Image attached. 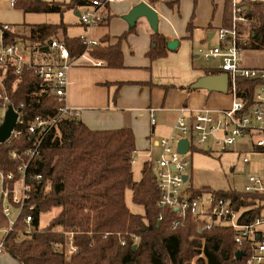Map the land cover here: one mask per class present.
<instances>
[{"label":"trees","instance_id":"trees-1","mask_svg":"<svg viewBox=\"0 0 264 264\" xmlns=\"http://www.w3.org/2000/svg\"><path fill=\"white\" fill-rule=\"evenodd\" d=\"M211 1L216 7L217 0ZM233 1L224 0L222 28L235 29L242 51L264 50V1L238 2L246 15L245 22H234ZM148 2L153 5L157 1ZM178 2L166 3L175 6ZM82 4L81 0L68 3L17 0L16 8L25 14H63ZM191 27L190 24L188 29ZM8 28L0 25L1 45L24 43L31 50L32 62H35L34 57L48 53L46 47L54 39L62 42L72 57L81 55L86 48L81 38L68 37L64 23H24ZM168 45L167 38L155 33L148 56L152 60L165 57ZM103 52L122 58L119 47ZM107 60L113 65L112 59ZM15 70L13 60L0 64V83L9 99L5 102L0 97V108L8 106L19 110L27 123L36 116L54 118L62 104L51 83L27 68L18 76L14 75ZM220 73H223L220 68L206 71L207 75ZM259 85L256 80L237 78L236 98L245 104L246 110L252 107ZM3 90L0 84V94H4ZM32 143L26 135L13 140L11 145L0 144V170L16 173L21 160L12 158L11 152L23 155ZM136 152V137L130 129L92 131L80 120L61 119L57 128L45 137L40 155L30 162L27 174L31 197L5 236V253L20 264H189L202 252L207 262L199 258L197 264H246L257 237L240 246L235 242L232 228L202 230V225L192 218L173 228L177 214L158 207L161 192L153 178L151 164L146 163L141 179L134 180ZM37 175L42 179L34 180ZM127 190L132 191L133 203L143 207L144 214L131 212L126 203ZM198 191L229 199L233 210L240 212L241 223H251L263 216L264 192ZM54 210H59L57 216L42 228L41 215ZM27 215L33 217L30 224L25 222ZM8 227V220L2 217L0 230ZM133 236L141 242L136 243ZM71 241L75 252L71 251ZM239 251L244 253L241 261L236 259Z\"/></svg>","mask_w":264,"mask_h":264},{"label":"crops","instance_id":"crops-1","mask_svg":"<svg viewBox=\"0 0 264 264\" xmlns=\"http://www.w3.org/2000/svg\"><path fill=\"white\" fill-rule=\"evenodd\" d=\"M156 1L152 5L148 0H113L103 11L104 23L90 30L89 39L98 42L97 50H93L94 47L89 52L84 51L73 57L74 64L67 73L65 102L70 108L80 111L79 120L82 123L92 131L130 129L134 132L137 146L135 156L144 158L141 177L146 163H150L155 172V165L148 159L150 153L154 147L159 148L158 141L174 134V126L183 114V109H188L184 115L191 117L204 108L220 111L231 108L233 104V97L229 93L192 89L198 80L208 76L207 69L220 68L219 59H213L216 64L212 68L196 67L194 51L195 41L203 40L204 33L211 40L217 31L223 29L224 0H217L216 7L211 0H179L175 6L166 3L170 0ZM142 2L158 12L157 33L167 38L169 43L175 44L172 49H168L165 57L152 60L148 56L155 32L145 18L139 19L134 28H130L123 19ZM5 3L7 16L4 21L0 19V22L5 23L0 25H22L26 14L10 7L9 0ZM75 10V16L79 19L76 15L78 10ZM61 23L66 24L64 21ZM190 24L191 30L188 29ZM66 25L68 35L69 25ZM81 26L86 29L83 24ZM68 37L79 38L72 35ZM116 47L120 48L122 58L110 54L108 56L103 52L104 49ZM48 58L49 55H39L34 57V61L44 63ZM107 59H112L113 65ZM241 65L248 69H264V50H243ZM152 109L156 118L154 126L150 123ZM251 142L245 137L238 142L237 147L239 150H249ZM256 153L258 155L252 156V165L247 170L263 173L264 153Z\"/></svg>","mask_w":264,"mask_h":264},{"label":"built area","instance_id":"built-area-1","mask_svg":"<svg viewBox=\"0 0 264 264\" xmlns=\"http://www.w3.org/2000/svg\"><path fill=\"white\" fill-rule=\"evenodd\" d=\"M84 4L77 10L81 24L86 27H95L104 23L103 11L113 0H81ZM17 0H9V5L16 8ZM234 22H245L246 15L237 1H233ZM82 10V11H80ZM6 29H9L6 26ZM220 45L204 54L206 61L219 59L220 69L227 73L229 77L228 93L233 97L231 108L220 111H213L204 108L195 112L191 117L184 115L188 109L182 110V115L178 118L174 126V134L168 138H162L157 145L162 151L159 161L156 162L158 169L154 172L157 187L161 192V199L158 207L172 210L177 214V220L173 228L185 224L187 219L192 218L202 225V230H212L218 227H229L235 232V242L242 246L257 237V242L253 252L248 256L246 264H264V216L257 218L251 223H241L240 212L234 211L229 199L218 197L217 194L207 191L194 190L191 186H186L190 177L184 181L186 170L191 166V162L183 158L184 155L178 152V143L182 139L189 142L188 154L192 149L197 150L203 145L213 142L214 148L220 151L233 149L237 142L245 137L256 138L253 148L257 152H264V69H248L241 65L242 50L237 38L235 29L218 31ZM85 45V52H89L96 47L97 41L81 37ZM49 58L44 63L32 62L31 55L23 51L19 44L0 46V64H6L13 60L16 65L15 76H18L23 69L31 70L34 75L44 81L51 83L57 95L61 107L57 115L51 119H44L36 116L31 122L27 123L22 118L17 109L18 119L11 133L10 138L4 143L11 145L13 140H19L24 136H30L32 146L20 154L12 151V158L21 160L17 171L5 172L0 170V222L6 218L9 227L5 230V236L10 232L17 220L11 221L10 216L13 210H19V215L28 206L31 194V185L27 170L30 162L40 155L41 145L45 137L56 129L61 119L78 121L80 111L70 108L65 100L68 86L67 73L73 66L75 59L71 56L68 48L59 40H52L46 47ZM45 55V56H46ZM84 56V55H83ZM244 78L256 80L260 85L254 96V103L249 110L245 104L236 98V80ZM4 94L0 97L5 102H9L6 89L2 83ZM8 106L0 108V126L5 120ZM150 123L156 124L155 112L150 110ZM185 154V155H186ZM248 164L247 158L243 160ZM135 160H133V164ZM42 176H35L34 180H41ZM247 193L264 192V172L261 176L252 175L249 177L248 185L245 188ZM33 207H29V210ZM18 219V218H17ZM33 220L32 215H27L25 222L30 224ZM161 220V218H160ZM0 240V257L6 252L4 239ZM136 243L141 240L133 236ZM125 242L122 243L124 245ZM71 251L76 248L72 241L69 243ZM201 258L207 262V258L202 252L194 257L189 264H197ZM244 258V257H243Z\"/></svg>","mask_w":264,"mask_h":264},{"label":"rangeland","instance_id":"rangeland-1","mask_svg":"<svg viewBox=\"0 0 264 264\" xmlns=\"http://www.w3.org/2000/svg\"><path fill=\"white\" fill-rule=\"evenodd\" d=\"M8 1V0H7ZM43 2H52L56 3H68L70 0H42ZM6 0L0 2V19L4 21L7 9ZM116 3V1L114 2ZM5 4V6H4ZM216 10V9H215ZM76 10H68L63 14L59 13H27L26 19L22 23L28 25L33 24H45V23H61L64 21L68 24V35L74 37H88L90 34L91 27H86V29L81 26L80 19L75 16ZM82 11V10H80ZM5 24L0 22V24ZM216 36L211 40L208 39V35L204 33L203 40L195 41V51H194V64L196 67L201 69L212 68L215 63V60L210 58L206 61L204 58V52L208 51L210 48L218 47L219 39ZM19 47L23 49L25 53L31 55V50L25 47L24 43H19ZM202 52H200V51ZM198 57V58H197ZM39 60V59H38ZM252 142V149L249 150H239L237 145L229 151H220L214 148L213 142L203 145L197 150L192 149L188 154L184 155L183 158L191 162V166L186 170L185 175L190 177L189 182L186 186H191L194 190H210L213 192L219 191H236L240 193L245 192V188L248 185L249 177L252 175L261 176V172L251 171L248 169L252 165V156H257L258 153L254 152L253 143L257 141L256 138L246 137ZM162 151L160 148L154 147L150 153L149 160L155 165V171L158 169L156 162L160 160ZM247 158L249 163L244 164L243 160ZM135 163L133 164V177L135 181L141 179V167L144 163V158H139L135 156ZM126 203L132 213L135 214H144V209L141 206H138L132 201V191H126ZM59 210H54L52 212L43 213L40 218V226L45 228L50 221L55 218ZM19 215V210H13L12 215L10 216L11 221L17 220ZM264 216V210H263ZM5 230H0V240L5 236ZM194 260V259H193ZM0 264H20L17 260L11 257L9 254L4 253L0 258Z\"/></svg>","mask_w":264,"mask_h":264},{"label":"water","instance_id":"water-1","mask_svg":"<svg viewBox=\"0 0 264 264\" xmlns=\"http://www.w3.org/2000/svg\"><path fill=\"white\" fill-rule=\"evenodd\" d=\"M79 16V12H76ZM141 18H145L150 25L151 29L157 33L159 26L158 12L145 2H142L135 6L123 19L128 23L130 28L136 27L137 21ZM174 43H169V49L174 47ZM195 89H205L208 92H219L227 94L229 90V77L227 73L219 75H208L200 80L193 86ZM18 119V113L12 107H9L3 124L0 126V144H4L11 136V133L16 125ZM178 152L185 155L189 150V142L186 139H182L178 143ZM153 174V178H154ZM188 179V176H184V181ZM244 257V253L239 251L236 254V259L241 261Z\"/></svg>","mask_w":264,"mask_h":264}]
</instances>
